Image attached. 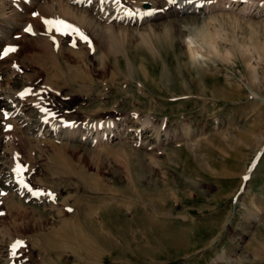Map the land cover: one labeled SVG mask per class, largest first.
I'll use <instances>...</instances> for the list:
<instances>
[{
    "label": "rangeland",
    "instance_id": "obj_1",
    "mask_svg": "<svg viewBox=\"0 0 264 264\" xmlns=\"http://www.w3.org/2000/svg\"><path fill=\"white\" fill-rule=\"evenodd\" d=\"M133 1L165 8L149 24L154 49L115 32L109 43L126 55L109 56L106 68L100 49L88 50L106 24L94 3L93 29L44 6L23 21L25 39L8 43L14 51L0 49L11 93L31 84L55 116L111 119L120 130L94 148L3 129L5 142L15 137L8 175L22 173L63 212L1 180L0 248L11 264H264V0H209L213 10L180 16L164 0L124 2ZM57 21L71 27L61 34ZM46 45L62 58L38 55ZM145 116L163 123L158 138L137 134Z\"/></svg>",
    "mask_w": 264,
    "mask_h": 264
},
{
    "label": "bare ground",
    "instance_id": "obj_2",
    "mask_svg": "<svg viewBox=\"0 0 264 264\" xmlns=\"http://www.w3.org/2000/svg\"><path fill=\"white\" fill-rule=\"evenodd\" d=\"M124 1L125 0H29V1L0 0V49H2L1 53H3V55L6 56V54L4 53L9 49L8 46H10V44L12 43L16 44L17 42L21 40L23 41V39H25L22 36L19 37L21 31L20 28L23 26V21L26 20L27 23L28 22L27 20H30L29 17H31L33 13L37 14V12L41 7L44 6H49L51 8L55 7L58 9V12L63 14V17H65L67 20L69 19L71 24L72 22H77L78 24H83L88 27L90 26L92 27V24L87 19L86 13L88 11L87 10L88 7H92L93 3L100 6L101 9L95 10L93 8L91 12L96 16H98L99 18H101L104 22H106V24L103 27H101L103 28V30L101 32L99 31L100 37H98L97 39V44L89 45L88 50L89 53L92 54L95 52L97 53L98 49H100L101 52L100 61L102 62L101 65H103L102 68H106V61L109 56L116 57L119 54L126 55L124 53L126 49L125 48L122 49L121 48L122 46L120 45L119 48V46L116 45L117 44L116 41L113 44L109 43V41L111 40L110 35H113L115 32H117V34L121 36L123 41L125 39V43L126 40L129 39V37L133 35H138L139 37H141L143 42L145 41L147 43L146 46L149 47V49L150 47L154 49L153 41H152L153 29L150 27L149 24L151 20L157 17V14L163 13L165 11L164 10L165 8L157 9L152 5H150L151 6L150 8H145L142 5L135 4L134 1L133 3H131L132 5L128 6V4H126V2ZM164 1L166 2V6H167L166 9L171 8L172 11H176V14H178L176 16H180L181 14L184 13H194V12L205 14L213 10L212 4L214 2L207 0L205 4H202L203 0H164ZM240 1L244 4L249 3V0H240ZM143 2L146 3L145 0H143ZM228 2H233V1H228ZM109 12L110 14L108 15ZM30 13L32 15H30ZM144 25L146 27H143ZM51 27H52L51 29H53V26ZM129 27H131L132 30H129L128 29ZM111 28H115V31H113ZM146 28L148 30H144ZM91 29H93V27ZM103 33H105L106 35L103 36ZM191 42L192 41H187L186 43L187 45H189L188 46L189 48ZM10 48L12 49V47ZM53 48L54 47L52 45L43 46L39 49V52L37 50L38 55L44 56L45 59L46 57L51 56L52 58L51 60L52 62H54L55 60L53 61V59H57L60 56L59 55L55 56ZM67 50L73 52L75 55L82 56L84 60H86V58L83 55L82 49L70 48ZM189 50L191 52V55L194 57V53H193L194 50L192 48H190ZM59 53L60 54L62 53V47H59ZM83 64L85 65V67H87L86 63ZM72 67L74 66H71V68ZM11 73L12 72H10L6 67V65H4L2 62V64H0V181L5 179L6 183H9V185L11 184L13 186L15 192L17 191L25 198L29 200L35 199V201H39L40 204L44 205L47 209H56L57 212L62 213L63 210L61 208H59L55 204L53 205V203L51 202L52 200L50 195L48 196L45 195L47 193L45 194L40 193L42 191L41 189L34 190L33 188H31L27 184V182L24 181L23 179L24 176L22 173L19 175V177H12L8 175L7 171L4 168H6L5 165L6 161H9V158L12 155L10 152L13 144L11 136L14 137V134L11 135L10 134L11 132L9 131L10 140L5 142V138H8L9 136L8 135L4 136L3 131L6 129L14 130L15 126L20 129L25 126L24 127L25 134L28 135V137H32L35 139H40V138L45 139L49 137L52 138V140L54 138L57 139L59 142L63 143L64 146L66 145L69 146V144L71 145L72 142H77L83 145L93 146L94 148L95 147L100 148V146L105 145L110 140H112L114 136H118L117 132H120V130L118 131L119 125L117 124V126H115L117 122L111 119H107L104 121L88 120V121H84V123L81 122L82 124L78 122L75 123L74 121H71L72 119L71 113H67L66 115L63 114L60 116H55L54 113L47 108V104L45 101L46 99H42L40 93L39 94H37V92L34 93V90L31 88V84L29 86L23 87L21 92L13 91V93H11L9 89V83L11 81L13 82V77H14V73L10 75ZM80 82H81L80 83L81 85L79 84L81 86L80 88H83L86 91H91V86H92L91 76L88 77L87 83H83V81ZM22 93H25V95ZM31 93L34 94L35 97L32 96L33 98L31 97V100H29L27 96ZM45 93H47V91ZM98 111L100 110H97L95 113H97ZM140 121H141L140 122L141 125L143 126L140 128V131L137 132V134L140 135L142 134V128H150L151 130L154 131L157 138L160 136L161 133L160 129L162 128L163 123L159 125L152 124L153 122L151 121L150 116H145ZM42 130L45 131L42 132ZM12 132L14 133V131ZM168 134L169 133L167 132L166 136ZM57 144L59 145V143ZM14 190L12 189V191ZM4 252L5 249L0 248V264H11V262L9 263L8 261L10 255L8 256V254ZM11 253L12 251L10 252V254Z\"/></svg>",
    "mask_w": 264,
    "mask_h": 264
},
{
    "label": "snow or ice",
    "instance_id": "obj_3",
    "mask_svg": "<svg viewBox=\"0 0 264 264\" xmlns=\"http://www.w3.org/2000/svg\"><path fill=\"white\" fill-rule=\"evenodd\" d=\"M33 15H36V14L33 13ZM45 23H49V24H51L52 22H51V21H45ZM57 23L60 24V25H63L65 28H67V27H71L70 25H67L66 22H63V21H57ZM30 30H31L30 26H29L28 28L25 29V31H30ZM57 30H59V28H58ZM73 31L77 32V33H78L79 35H81L84 39H87V37H84V36H83V33H80L79 29L73 28ZM14 50H15V49H11V48H9L7 51H14ZM7 51H6L4 54H7ZM19 244H20L19 241L16 242V244L13 245V248L19 246Z\"/></svg>",
    "mask_w": 264,
    "mask_h": 264
},
{
    "label": "water",
    "instance_id": "obj_4",
    "mask_svg": "<svg viewBox=\"0 0 264 264\" xmlns=\"http://www.w3.org/2000/svg\"><path fill=\"white\" fill-rule=\"evenodd\" d=\"M145 6L147 7L148 6V3H146Z\"/></svg>",
    "mask_w": 264,
    "mask_h": 264
}]
</instances>
